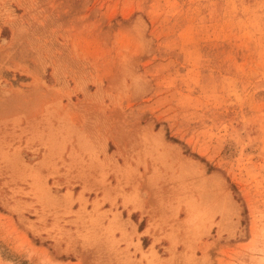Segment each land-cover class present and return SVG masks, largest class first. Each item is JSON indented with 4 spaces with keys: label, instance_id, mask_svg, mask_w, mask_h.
I'll use <instances>...</instances> for the list:
<instances>
[{
    "label": "rangeland",
    "instance_id": "rangeland-1",
    "mask_svg": "<svg viewBox=\"0 0 264 264\" xmlns=\"http://www.w3.org/2000/svg\"><path fill=\"white\" fill-rule=\"evenodd\" d=\"M0 264H264V0H0Z\"/></svg>",
    "mask_w": 264,
    "mask_h": 264
}]
</instances>
